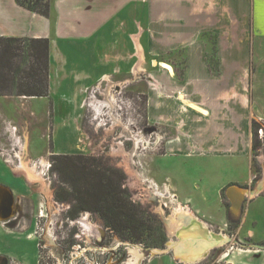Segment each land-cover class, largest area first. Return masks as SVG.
I'll use <instances>...</instances> for the list:
<instances>
[{"label": "crops", "instance_id": "crops-1", "mask_svg": "<svg viewBox=\"0 0 264 264\" xmlns=\"http://www.w3.org/2000/svg\"><path fill=\"white\" fill-rule=\"evenodd\" d=\"M50 9L46 18L0 0V38L49 41L48 98L25 99L50 100L51 118L64 128L77 120L84 92L105 76L124 81L136 69L144 73L146 119L173 134L165 153L233 161L226 180L216 164L210 174L200 167L190 181L168 178L180 200V230L198 223L215 241L196 263L186 257L180 264H199L219 248L218 263L255 256L256 249L235 245L264 241V154L257 157L261 173L251 165L252 122L264 123V0H50ZM176 51L180 78L163 61ZM15 168L0 161L7 195L1 213L11 207L5 228L33 187Z\"/></svg>", "mask_w": 264, "mask_h": 264}, {"label": "rangeland", "instance_id": "rangeland-1", "mask_svg": "<svg viewBox=\"0 0 264 264\" xmlns=\"http://www.w3.org/2000/svg\"><path fill=\"white\" fill-rule=\"evenodd\" d=\"M164 57L166 64L180 71V51L168 53ZM14 63L23 70L28 69L27 60L24 63L16 60ZM138 71H133L134 82L125 84L124 88H119L117 84L129 79L111 80L114 85L107 95L105 91L108 84L103 81L98 84L101 85V91L93 93L97 85L86 90L80 98L77 120L64 128H60L51 118L50 100L41 99L31 103L25 99L27 97L0 96V161L10 171L17 163L15 159L7 162L14 156L15 144L17 141H26L24 160L29 165V162L38 163L40 159L46 162L42 169L43 190H39L42 188L39 182L32 183V190L21 195L24 198L18 211L9 220L11 222L15 215L17 219L7 228L0 224V264H44V261L55 264H126L132 258L129 249L135 250L140 256L138 264H180L178 262L183 257H180L182 251L177 245L179 240L185 238V234L181 233L182 226L179 224L169 228L166 223L172 216L176 220L180 219L177 212L180 200L169 179L180 181V174H184L190 181L195 179L192 175L200 167L210 174L209 168L216 164L219 176L226 180L233 161L185 158L165 153L173 140V134L169 129L156 127L147 121L146 92L150 85L144 73L136 75ZM92 94L99 101H111L110 111L119 116V123H113L110 116L100 120L90 106ZM259 130L264 134V127L258 129V135ZM135 137L143 140L145 146H140L139 153L129 159L128 153L137 151L133 140ZM119 142H123L125 156L118 152ZM260 154H264L263 144L257 153H252L254 173H261L257 160ZM60 155H79L85 160H57ZM82 161L91 166V171L107 173L115 183H120L125 203L131 205L138 215L142 213L148 217L152 233L155 234L153 239H146V234L141 235L137 230H126L125 227H131L128 219L113 218L108 212L111 210H106L100 202L101 186L91 183V175L85 168H78ZM23 178L18 177L22 183L25 180ZM210 179L209 184L212 185ZM166 187L168 191L164 190ZM40 204L43 206L40 207ZM44 208L47 216L40 217L39 210L44 211ZM88 209L93 211L90 217H93L92 221L90 218L87 220ZM83 217L92 228L78 223ZM255 236L261 238L260 229ZM235 247L257 250L255 256L247 254L237 259V262L242 264L247 260L251 264H264V241L243 240L241 245ZM221 251L222 248L211 251L208 259L199 264H225L216 260ZM193 255H189L187 260H193ZM54 257L60 259L59 263Z\"/></svg>", "mask_w": 264, "mask_h": 264}, {"label": "trees", "instance_id": "trees-1", "mask_svg": "<svg viewBox=\"0 0 264 264\" xmlns=\"http://www.w3.org/2000/svg\"><path fill=\"white\" fill-rule=\"evenodd\" d=\"M15 2L20 7L40 16L48 18L51 15L50 0H15ZM16 60H20L22 63L27 60L28 69L23 70L16 66L14 63ZM48 68L49 41L47 39L0 38V96L47 98ZM175 74L178 78L182 76V72L178 70H175ZM261 127H264V123L261 125L259 122H252L253 153H257L261 149V145H264V134L260 139L257 132ZM56 159L85 160L79 155H60ZM90 167L85 161L79 163L78 166L80 170L85 168L90 173L91 183L101 186L100 202L103 203L105 209L111 210L108 212H111L114 219L117 217L120 220L121 218L128 219L131 227H125L126 230L134 229L141 235L146 234V239H153L155 234L152 233L148 217L142 213L138 215L131 205L125 203L124 191L120 190V183H115L107 173L100 174L95 170L91 171ZM70 216L72 217L73 214Z\"/></svg>", "mask_w": 264, "mask_h": 264}, {"label": "bare ground", "instance_id": "bare-ground-1", "mask_svg": "<svg viewBox=\"0 0 264 264\" xmlns=\"http://www.w3.org/2000/svg\"><path fill=\"white\" fill-rule=\"evenodd\" d=\"M136 75H138V74H136ZM104 82H107V84H108L107 85V90L105 91V95H107L108 90L111 87H113L114 83L107 76H105V79L103 80V83ZM133 82L134 81H133V78H132V79L127 80L126 82H123V83L120 82V83H118L117 86L119 88H122L125 84H127V83L130 84V83H133ZM97 90H100L101 91V85L98 86V87H96V88H94L93 93H96ZM91 97L92 98L90 99V106L94 109V111L97 113V115H99L100 120H102V118H104L105 116H110L111 117V121L113 123L117 124V123L120 122L119 116H115L114 113L112 111H110V109L112 108V104H111V101H109V99L108 100H105L103 102V101L97 100L95 94H92ZM106 110H108L107 113H105ZM99 118L97 119L98 121H100ZM128 128H129V125L127 127V130H128ZM124 137H128V136L125 135ZM141 138H143V137H141ZM133 140H134L135 147H136L135 148V151L137 149L138 152L137 151L136 152L132 151L131 153H128L129 159H131L132 157L134 158V155L136 156L139 153V151L141 150L140 149V146L141 147L143 145L145 146V142H143V140L138 139L137 137H135ZM15 147H16L15 148V155L14 156H11V159L12 160H9L7 162H13V159H15L16 162H17L16 163V166H15L16 167L15 168L16 169V172L18 171V172H20V173L23 174V176H24V178L26 180L25 182L28 185H30V184L32 185V183H36V182L38 183L39 182L40 185H41V187H42L39 190L42 191L43 190V187H44L43 177H42V171H43L42 169L45 167V163H46L45 160L40 159V161L38 163H34V164L29 165L24 160L25 152H26V141H24V142L17 141V143L15 144ZM117 147H118V152L122 153L125 156L126 153L123 152L124 150H122L123 142H119V144H117ZM18 150H19V152H17ZM37 167H39L40 170ZM152 184L155 185L154 182ZM156 186H158V185H156ZM0 190H4L3 189V186H1V185H0ZM164 190H167L168 191V187H166ZM6 198H7V195L5 193H2L0 191V224L3 227H4L5 223H6L4 221L5 218H6V216L1 213V207H3L2 205H4V202H5V199ZM177 212L180 213V208H179V210ZM178 222H180V219L179 220H174L173 219V216H172L171 218H168L167 219V222L166 223L168 224V227L170 228V227H173ZM78 223L81 224L84 227L92 228L91 224H89V222L84 217L81 218L78 221ZM185 233H188V235H185V237L187 239L186 238H182V239L180 238L181 240H179V243L177 245V248L178 249L180 248V250L182 251V253H184V254H182L183 255L182 256L183 258L189 257V255L192 256L194 254V252H198L200 254L205 253V252L209 251L208 249L212 245H214V243H215V241L213 240L212 236L211 235L210 236H205L198 226H194L193 225ZM188 241H191V243L189 244ZM191 247H193L194 250ZM129 250H130L129 252L132 255V258L130 260H128V262L126 264H138L139 261H140V256H138L136 254L135 250H133V249H129ZM191 261H192V259L189 260V262H191Z\"/></svg>", "mask_w": 264, "mask_h": 264}, {"label": "water", "instance_id": "water-1", "mask_svg": "<svg viewBox=\"0 0 264 264\" xmlns=\"http://www.w3.org/2000/svg\"><path fill=\"white\" fill-rule=\"evenodd\" d=\"M10 197H11V196H10ZM11 199H12V197H11ZM11 202H12V200H11ZM5 212H6V216L11 215V207L9 206V208H8ZM193 225H194V226H198V223H193ZM193 225H192V226H193ZM183 231H188V229H187V230H183ZM183 231H182V232H183ZM182 232H181V233H182ZM204 234H205V233H204ZM213 238H214V237H213ZM199 256H200V253L197 252V254H195V256L193 257L194 259H193L192 261H194V263H196L195 261L198 260V259L196 260V258H199Z\"/></svg>", "mask_w": 264, "mask_h": 264}, {"label": "flooded vegetation", "instance_id": "flooded-vegetation-1", "mask_svg": "<svg viewBox=\"0 0 264 264\" xmlns=\"http://www.w3.org/2000/svg\"><path fill=\"white\" fill-rule=\"evenodd\" d=\"M50 168H51V166H50ZM175 197V196H174ZM43 206V204H40V207H42ZM164 207H165V205H163ZM45 209V208H44ZM41 210V209H40ZM40 210H39V213H40ZM88 212H89V214L87 215L86 214V217H87V220H88V218H90L92 215H91V213H93V211L92 210H90V209H88L87 210ZM40 216V215H39ZM41 217V216H40ZM95 218V217H94ZM91 219V221H92V219H93V217L92 218H90ZM103 219V218H102ZM53 256V255H52ZM55 258V260H57V262L59 263V261H60V259H58V258H56V257H54ZM178 263H180V262H178ZM44 264H55V263H50V262H46L45 263V261H44Z\"/></svg>", "mask_w": 264, "mask_h": 264}, {"label": "built area", "instance_id": "built-area-1", "mask_svg": "<svg viewBox=\"0 0 264 264\" xmlns=\"http://www.w3.org/2000/svg\"><path fill=\"white\" fill-rule=\"evenodd\" d=\"M93 91V90H92ZM263 133H262V130H259V135H261L260 137H263V135H262ZM50 168V167H49ZM49 170V169H48ZM44 212V213H43ZM47 211L44 209V211H42V210H40V213H39V215L41 216V217H46L47 216V213H46Z\"/></svg>", "mask_w": 264, "mask_h": 264}]
</instances>
